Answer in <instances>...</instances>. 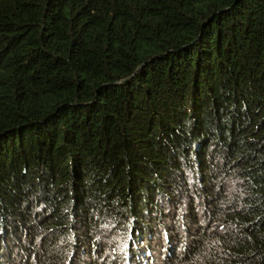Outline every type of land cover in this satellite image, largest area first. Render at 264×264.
Returning <instances> with one entry per match:
<instances>
[{
  "label": "trees",
  "instance_id": "1",
  "mask_svg": "<svg viewBox=\"0 0 264 264\" xmlns=\"http://www.w3.org/2000/svg\"><path fill=\"white\" fill-rule=\"evenodd\" d=\"M162 263L264 264V0H0V264Z\"/></svg>",
  "mask_w": 264,
  "mask_h": 264
},
{
  "label": "bare ground",
  "instance_id": "2",
  "mask_svg": "<svg viewBox=\"0 0 264 264\" xmlns=\"http://www.w3.org/2000/svg\"><path fill=\"white\" fill-rule=\"evenodd\" d=\"M110 6V5H109ZM109 6H108V8H109ZM121 4L118 6V9L119 8H121ZM110 10H112L111 8H109ZM113 11V10H112ZM96 190H97V186H96ZM94 194H97V192H95ZM189 200H191L192 202V204H194L195 202H194V200H192V198H189ZM189 203L190 202H188V200H185V201H183L182 203H178L180 206H187V205H189ZM83 205V204H82ZM143 205V203H139L134 209H136V208H138V207H141ZM133 209V210H134ZM158 223V222H157ZM166 226H167V224L166 223H164ZM148 226V228L149 229H151V230H154V233H153V237H152V233H151V237L147 240L148 241V243H149V247H150V250H152V249H157V250H165V248H166V246H167V238L164 236V238L162 237V239H160V241L159 240H157L156 239V237H157V234H158V232L159 231H161V232H163V231H167V229L165 228V226L164 225H160V224H151V225H147ZM142 240V238L139 236L138 237V241L137 242H140ZM187 240H189V241H192L191 240V238L190 237H183V242H182V244H184L185 243V241H187ZM136 245H138L137 247H134L133 249L136 251V252H138V253H140L141 252V249H142V245L141 244H136ZM174 247H175V244H174ZM82 249H85L84 247L82 248ZM81 249V250H82ZM86 250V249H85ZM182 250L183 251H185L183 248H182ZM167 251V250H166ZM190 251H192L191 249H189V250H186L185 252H190ZM163 264V263H162Z\"/></svg>",
  "mask_w": 264,
  "mask_h": 264
},
{
  "label": "rangeland",
  "instance_id": "3",
  "mask_svg": "<svg viewBox=\"0 0 264 264\" xmlns=\"http://www.w3.org/2000/svg\"><path fill=\"white\" fill-rule=\"evenodd\" d=\"M151 251H153V249H152ZM107 257H108V256H107Z\"/></svg>",
  "mask_w": 264,
  "mask_h": 264
}]
</instances>
